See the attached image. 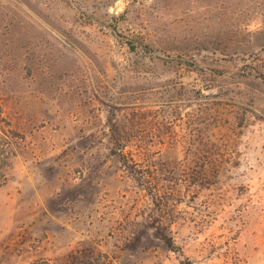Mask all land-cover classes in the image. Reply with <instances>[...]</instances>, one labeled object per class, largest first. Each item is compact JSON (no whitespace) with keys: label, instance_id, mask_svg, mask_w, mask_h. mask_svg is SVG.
Wrapping results in <instances>:
<instances>
[{"label":"rangeland","instance_id":"obj_1","mask_svg":"<svg viewBox=\"0 0 264 264\" xmlns=\"http://www.w3.org/2000/svg\"><path fill=\"white\" fill-rule=\"evenodd\" d=\"M264 264V0H0V264Z\"/></svg>","mask_w":264,"mask_h":264},{"label":"water","instance_id":"obj_2","mask_svg":"<svg viewBox=\"0 0 264 264\" xmlns=\"http://www.w3.org/2000/svg\"><path fill=\"white\" fill-rule=\"evenodd\" d=\"M194 264V263H193Z\"/></svg>","mask_w":264,"mask_h":264}]
</instances>
